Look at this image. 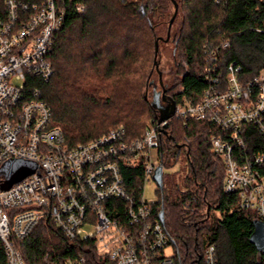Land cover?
I'll use <instances>...</instances> for the list:
<instances>
[{
	"label": "trees",
	"instance_id": "16d2710c",
	"mask_svg": "<svg viewBox=\"0 0 264 264\" xmlns=\"http://www.w3.org/2000/svg\"><path fill=\"white\" fill-rule=\"evenodd\" d=\"M0 0V21L7 18ZM41 6L45 0H16ZM178 15L169 42L180 56L166 96L198 103L207 87L205 44L230 42L220 55L224 72L234 62L250 80L264 69V0H175ZM83 4L85 10L77 12ZM64 22L48 53L53 76H28L30 92L39 90L70 146L88 143L109 131L124 128L129 140L143 135L148 121L157 119L152 101L145 99L155 72V42L168 25L171 0H58ZM168 17V19H166ZM165 39V38H164ZM167 42V43H169ZM161 43H165L160 41ZM160 65V63H159ZM29 92V93H30ZM218 130L206 122L172 117L159 144L162 166L173 168L183 156L187 175L181 186L163 175V189L153 205V217L164 211L163 228L175 250L176 264H203L206 245L217 246L219 264H264V254L251 244L253 211L241 210L239 200L224 191L225 169L212 153L211 136ZM130 189L142 182V169L125 171ZM209 208V211H208ZM28 264H65L84 256L86 264H117L100 255L92 240L70 242L44 219L18 242ZM0 264H7L0 249Z\"/></svg>",
	"mask_w": 264,
	"mask_h": 264
},
{
	"label": "built area",
	"instance_id": "2783aa9c",
	"mask_svg": "<svg viewBox=\"0 0 264 264\" xmlns=\"http://www.w3.org/2000/svg\"><path fill=\"white\" fill-rule=\"evenodd\" d=\"M57 3L8 0L7 18L0 21V167L12 159L37 165L34 174L8 190H2L0 179V249L7 264H28L18 242L48 218L70 242L92 240L100 255L117 264H176L174 248L167 253L172 245L163 224L153 217L155 202L144 195L162 166L165 123L151 121L133 140L120 127L70 146L39 90L27 87L28 76L45 81L53 76L47 56L65 15ZM76 10L82 13L85 6ZM229 47L228 41L205 44L207 87L198 103L185 98L176 103L173 117L218 130L210 144L224 165V191L264 223V69L245 80L232 62L223 74L220 55ZM138 168L142 182L132 190L124 172ZM202 262L219 264L216 245L205 246ZM65 264H86V259L81 255Z\"/></svg>",
	"mask_w": 264,
	"mask_h": 264
},
{
	"label": "rangeland",
	"instance_id": "374dc122",
	"mask_svg": "<svg viewBox=\"0 0 264 264\" xmlns=\"http://www.w3.org/2000/svg\"><path fill=\"white\" fill-rule=\"evenodd\" d=\"M174 9H170V13L173 14ZM168 19V17L166 18ZM159 34L166 38V27L162 28L159 31ZM159 71L162 73V80L163 84H170L172 78H174L170 73L175 72L178 63L181 61L180 56H177L175 53V46L172 42L169 43H161L159 46V55H158ZM151 86L148 92V98L152 101L154 97V91L161 92V87L159 86V76L158 72L155 69V72L151 79ZM164 85V86H165ZM151 121H148L146 124L147 126L150 124ZM145 128V129H146ZM9 162H18L15 163L13 166L8 168V172H3V169H7V164ZM34 164L20 159H12L6 162L2 167H0V179L7 180L10 177H16V179L22 178L23 180L29 178L32 174L31 171L33 170ZM186 165L184 164L183 156L181 155L180 160L178 163L171 169L165 168L164 169V176L168 179L170 176L174 178L173 180L176 181L182 187L181 181L187 175ZM12 174V175H11ZM14 179V180H16ZM13 180V179H12ZM13 180V181H14ZM145 199L148 202H157L159 199V188L155 181L151 180L149 183L146 184L144 190ZM90 229L86 227V230ZM168 255L173 254V246L167 249Z\"/></svg>",
	"mask_w": 264,
	"mask_h": 264
},
{
	"label": "water",
	"instance_id": "95a60500",
	"mask_svg": "<svg viewBox=\"0 0 264 264\" xmlns=\"http://www.w3.org/2000/svg\"><path fill=\"white\" fill-rule=\"evenodd\" d=\"M171 1L174 5V14L169 21L167 36L165 39L159 38L155 42L154 64H155L156 70L158 72L159 86L161 87V92L154 91V97H153V100L151 103L152 107L157 112L158 122L159 123H165L164 128H163V134L164 135H166V130L168 128V121L175 114V102H172L171 100L169 102V98L166 96V89H165L164 84H163L162 73L159 71L158 55H159V42L160 41L165 42V43L169 42L170 36H171V28H172V25H173L177 15H178L179 6L175 0H171ZM145 99L146 100L148 99V92H146V94H145ZM162 103H168V105L163 106ZM15 163H18V162H9L7 164V169H3L2 171L8 172V168L13 166ZM31 163H33V162H31ZM33 164H34V167H33V170L31 171V174H34L36 169H37V165L35 163H33ZM163 175H164L163 166H159L155 172L153 179L157 183L160 190L163 189ZM12 179L14 180V179H16V177H10L9 179L5 180L4 184L2 185V190H8L13 185H15V184H17L23 180L22 178L16 179L14 181ZM208 211H209V208H208ZM159 221L162 224H164V211L160 212ZM250 242H251V244H253L256 247L258 252L264 251V223L257 221V220L254 222V232L250 238Z\"/></svg>",
	"mask_w": 264,
	"mask_h": 264
},
{
	"label": "flooded vegetation",
	"instance_id": "af4514ba",
	"mask_svg": "<svg viewBox=\"0 0 264 264\" xmlns=\"http://www.w3.org/2000/svg\"><path fill=\"white\" fill-rule=\"evenodd\" d=\"M169 101H170V99H169ZM162 105H163V106H167V104H166V103H162Z\"/></svg>",
	"mask_w": 264,
	"mask_h": 264
}]
</instances>
